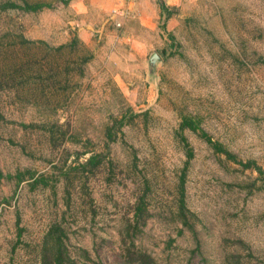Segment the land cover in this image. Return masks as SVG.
<instances>
[{"label": "rangeland", "instance_id": "1", "mask_svg": "<svg viewBox=\"0 0 264 264\" xmlns=\"http://www.w3.org/2000/svg\"><path fill=\"white\" fill-rule=\"evenodd\" d=\"M28 1L51 7L0 11V264H38L53 222L66 228L70 246L89 252L94 262L87 264H127L118 231L145 186L153 216L135 243L159 264H225L227 254L240 264H264L257 172L214 153L189 129L183 135L194 156L185 196L199 248L173 220L187 159L176 132L182 116L264 169V0H180L167 4L174 14L165 28L159 15L151 31L137 16L96 18L90 43L80 39L92 54L84 74L70 63L74 70L66 75L68 53L53 50L54 76L43 92L34 71L16 67L35 54L33 47H18L12 36L58 46L82 25L70 1ZM154 52L160 60L152 69ZM77 151H88L79 162ZM92 152L102 153L104 164L75 170ZM25 169L48 184L18 182L14 175Z\"/></svg>", "mask_w": 264, "mask_h": 264}, {"label": "trees", "instance_id": "2", "mask_svg": "<svg viewBox=\"0 0 264 264\" xmlns=\"http://www.w3.org/2000/svg\"><path fill=\"white\" fill-rule=\"evenodd\" d=\"M69 1L70 0H60V2L65 5L68 4ZM157 3L160 7V15L163 19L161 26L162 28H165V21L174 14V11H172L170 7L166 5L164 0H157ZM43 7H51V5L49 3L43 2L31 3L28 0H21V3L11 0H0V11H5L8 9H21L25 12H37ZM12 37L15 38L13 42L18 47H33L35 54L31 55L30 57H24L23 59L20 58L16 63V67L18 69H23L24 67H26L30 71H34V74L37 76L35 85L37 88L41 89L42 92L45 89L44 84L48 82V80L51 78L50 74H52L50 72L52 69V66L50 67L51 59L49 58L51 51H66L68 53V56L65 57L63 63V71L64 73H66V75H68L70 71L74 70L73 67H71L70 63H76L78 66L76 68V72L78 75L82 76L84 74L83 66L92 57V54L89 52L86 45L76 35L73 36L69 42L62 43L58 46H53L43 39H28L23 34H17L16 36ZM39 54H42L43 63L41 64L39 62L40 60L38 61ZM42 71H44V77V74H41ZM66 78L67 77L65 76L63 81H60L61 79H58L54 81L53 84L57 82L62 83L66 80ZM41 84H43V87H41ZM118 124H124L122 117L120 120H118ZM185 129H189L190 131L194 132L213 150L214 153L223 155L226 160L240 164L243 170L256 171L258 175L253 184L255 185L256 180H260L261 185H259L258 187L261 189H264V169L254 159H249L246 161L239 159L237 155L231 152L222 142L213 139L212 136L199 125L198 121L193 119L191 116L181 117V121L176 132L179 136V140L182 144L187 159L185 161L182 174L180 175L177 186L178 189L175 207L176 209L173 210V220H177L176 222L181 225L180 232H182L183 228H186L192 233L196 242V248H199L200 243L197 239L196 231L193 226L194 223L190 222V218L188 216V214H190L194 218L195 214L190 212L187 208L185 196L186 170L190 160L194 156L193 148L190 146L187 138L183 135ZM106 133L108 136H110L111 127H106ZM50 137H54L53 132H50ZM87 152L88 151H77L75 153L76 160H78L79 162L80 156L82 154H86ZM104 161L105 157L102 153L92 152L87 158H85L84 162L78 163L76 167H74V169L79 170L80 168L83 173L93 172L95 169H98L101 165H103ZM8 176L12 177L11 175ZM14 176L18 182L28 180V183L32 188L39 185V183L42 185L48 184V181L45 177H36L35 173L30 169L18 171ZM147 188L148 187L145 186L137 194L131 208V219L127 221L125 227L118 231L122 246V258L127 264H159L151 254L140 248L135 243V238L143 232V227L153 216V212L150 209L147 199ZM88 261L94 262L86 249L77 246L72 247L68 243V233L66 228L63 227L59 222L51 223L47 231L43 235L42 241L40 243L38 264H87ZM224 263L240 264V262L236 260L234 254L225 255ZM96 264L102 263L97 261Z\"/></svg>", "mask_w": 264, "mask_h": 264}, {"label": "crops", "instance_id": "3", "mask_svg": "<svg viewBox=\"0 0 264 264\" xmlns=\"http://www.w3.org/2000/svg\"><path fill=\"white\" fill-rule=\"evenodd\" d=\"M166 5H177L180 0H164ZM70 7L74 16L81 21L78 27V36L85 43H90L91 28L96 26L93 22L96 18H117L114 11L128 10L131 17L137 16L138 24L142 29L151 31L155 29V19L160 15V7L157 0H70ZM102 29V26H101Z\"/></svg>", "mask_w": 264, "mask_h": 264}, {"label": "water", "instance_id": "4", "mask_svg": "<svg viewBox=\"0 0 264 264\" xmlns=\"http://www.w3.org/2000/svg\"><path fill=\"white\" fill-rule=\"evenodd\" d=\"M159 60H160V57H159V55H158L156 52H154V53L151 54V56H150V60H149V64H150V66L152 67V69L155 68V63H156L157 61H159ZM152 72H153V71H152Z\"/></svg>", "mask_w": 264, "mask_h": 264}, {"label": "built area", "instance_id": "5", "mask_svg": "<svg viewBox=\"0 0 264 264\" xmlns=\"http://www.w3.org/2000/svg\"><path fill=\"white\" fill-rule=\"evenodd\" d=\"M114 13H117V15L122 16V17H131V14L129 13V11L128 10H124V9L116 10V11H114ZM116 25L120 26L121 23L117 22Z\"/></svg>", "mask_w": 264, "mask_h": 264}]
</instances>
